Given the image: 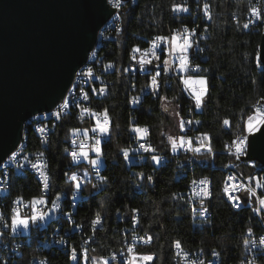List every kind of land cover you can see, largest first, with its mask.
Returning a JSON list of instances; mask_svg holds the SVG:
<instances>
[{
    "label": "trees",
    "instance_id": "trees-1",
    "mask_svg": "<svg viewBox=\"0 0 264 264\" xmlns=\"http://www.w3.org/2000/svg\"><path fill=\"white\" fill-rule=\"evenodd\" d=\"M256 1V0H254ZM251 0H131L121 11V30L113 32L102 41L97 56H104L112 65L106 73V92L93 103L94 108L109 116V133L102 143L105 167L104 184H98L93 196L78 205L72 212L75 222L82 225V233H71L69 240L75 247L89 233L93 234L92 253L105 256L110 249L121 246L128 233L123 229L130 225L133 209L137 212V231L151 236V242L138 251L153 256L151 264H174L172 245L181 242L189 250H201L208 254L216 251L222 264L235 262L241 257L245 231L253 226L257 241L264 233L260 221L248 210H232L221 195L222 174L213 168L194 169L196 174L213 177L216 194L209 200L211 221L201 229H192L189 211L178 193L185 189L193 171H188L181 180H176V159L168 137L178 138L182 129L178 116L164 101L180 105L179 116L187 112L186 100L177 85H163L160 95L151 92L142 94L138 106H132L133 96L141 94L148 85L149 75L130 74L134 48L146 47L153 36L166 37L170 32L184 27L193 28L203 38L199 39L201 51L192 52L190 63L201 68L199 73L208 82V91L202 109L196 116L200 119L198 131L208 135L214 150L237 132H245V123L251 115V104L264 97V63L259 60V46L263 25L254 24L245 28ZM207 5L208 17L203 12ZM174 6H185L179 12ZM164 57L163 52L160 60ZM127 69V71H125ZM165 77L164 79H166ZM76 109H69L50 138V197L62 189L71 190L67 174L73 167L65 155L69 131L77 126ZM229 125H224V120ZM146 126V140L155 150L166 156L164 164L155 166L148 158L142 164H126L122 150L133 143L131 126ZM34 122L26 128L24 145L28 154L34 148ZM174 157V156H173ZM217 162L223 158L216 155ZM11 179V194L31 198L39 194L37 182L25 177V170L18 171ZM140 187L135 186L138 175ZM146 176L153 180L147 183ZM87 188V186L85 187ZM83 191L84 188H82ZM57 216H69V201L56 200ZM120 213V219L116 213ZM102 219L101 228H90L92 218ZM56 218L45 224L30 227L26 232H12V240L21 241L22 254L14 264H32L31 258H46L48 264H76L72 254L39 250L32 242L50 233ZM46 221V222H45ZM57 225H68V218H57Z\"/></svg>",
    "mask_w": 264,
    "mask_h": 264
},
{
    "label": "built area",
    "instance_id": "built-area-1",
    "mask_svg": "<svg viewBox=\"0 0 264 264\" xmlns=\"http://www.w3.org/2000/svg\"><path fill=\"white\" fill-rule=\"evenodd\" d=\"M106 3L109 8L116 7V9L97 30L96 41L105 42L110 34L121 30V11L126 3H131V0H106ZM252 6H255L257 9H264V0L263 2L251 0L250 8ZM203 12L205 14V6ZM207 17L208 12L205 14V18ZM245 24H249L248 28L254 24H261L264 26V20H258L249 11ZM172 35H176L180 40L183 39L184 35H189V39L193 41V47L189 49L190 66L185 73H179L176 68L172 67L179 62V59L177 58H179L180 55H170L169 48ZM203 36V34H199L195 29L188 27L170 32L166 36L169 38L167 42L158 40L157 37L162 36L155 35L146 47L133 49L131 58L133 64L129 68L130 71H128L132 75H136L137 73L141 75L147 73L149 75L146 89L142 90L140 95L131 98L130 103L132 106H138L142 94H147L148 92L153 94L151 79L152 75H154L158 69L160 71V75L157 77L158 95H160V90L163 85L169 87L174 84L177 85L179 93L186 100L187 112L185 115L181 116V120L185 122L186 127L182 129V132L186 133V139L190 138L192 140L193 150H188L186 147L178 148V150L172 152L173 155L171 158L176 159V180L183 179L188 171H193L192 174H190L185 189L178 193V197L185 202L188 207L192 229H201L210 223L211 210L209 200H211L216 194L214 180L211 175L194 173L195 168L200 169L201 163L216 162L217 171H219V167H228V169H230V175L237 178L233 181L234 183L251 185L256 189L257 197H264V189L257 188L255 180L250 179H259L261 176H264V166L261 163L254 161V158L245 157L248 150V139L245 140V151L241 155H238L232 146L234 140L242 137L248 138L249 132H247L246 129L245 132H237L224 142L221 149L214 150L210 145L208 135L204 132L198 131L200 119L196 116V113L201 111L203 100L201 102V107L197 108L195 99L191 95L189 89L183 84L180 77L191 74L200 75L201 68L196 67L198 65L191 64L190 57L192 52L197 54L201 51L199 39L203 38ZM95 44L93 47H95ZM197 45L199 50H197ZM93 47L87 52L85 62L75 70L72 81L64 96L61 97L52 108L34 113L25 120H34V131L32 134L34 137V148H32V153L26 156H17V148H19L18 142L16 147L0 161V169H2V176L0 178V264H14L16 258L20 257L22 254V246L24 243L12 240V232H26V228L18 227L14 229L12 227L13 215H20V217L29 218L28 226L36 227V225H38L39 222H42V220L36 222L31 221L30 217L33 214L32 201L41 198H43L44 203L35 206L38 212L48 213V211H54L53 201L56 202V200H63L69 201V216H57V218H68V225H57L56 218V225L51 226L50 233L42 235V238L40 239H33L32 235V242L37 249L53 252L54 248H61V252L66 254H72L73 248L77 249L78 252L81 249H87L86 255L97 258V264L98 258L100 257L108 258L111 260V264H122V261L129 259L127 252L129 246H131L137 264H151V261L140 260L141 256L149 255L138 251L139 247L149 244L144 243L142 238L151 236L137 231L138 223L136 211L132 213L130 225L123 229V232L128 233V235L123 240L121 246L117 249H110L105 256H98L92 253V233L85 235L83 239L78 242L77 247H75L72 242L70 243V241H68L71 233L79 234L83 231L82 225L75 222L71 212L82 202L93 196V190H96L98 184H104L107 180L102 174L105 167L102 143L106 138V133H100L99 130L96 129L95 135H93V129L96 128V119L103 120L105 112L94 108L93 103L96 98H100L105 94L107 82L105 76L108 71L112 70V65L105 61L102 54L101 56H93ZM135 49H138L139 51H134ZM161 49L163 50L164 57L160 60ZM141 57L152 61L150 64L144 66L148 71H144L138 63ZM156 57L159 58L157 59ZM165 60L169 61L168 67L170 70L167 72L161 67L164 65ZM165 77L167 78L164 79ZM100 89H103L104 91L101 92ZM154 95L158 96L157 94ZM85 96H87V99H85ZM134 97L139 99L136 100V102H133ZM69 101H71V103L65 108L66 102ZM250 108V116L255 115L259 117V109L264 108V97H257L251 104ZM69 109H76V116L74 118L77 122V126L69 131L67 145L65 146L64 151L71 164L70 167H73V169L68 171L69 173L67 174V180L69 183L73 184V187L69 191L67 189H62L50 197V138L55 129L61 123L64 114L68 112ZM85 109H87V111H85ZM189 121H191V124L187 123ZM23 127H25V122ZM134 127L147 128L146 126L133 125L131 126V131ZM131 136L133 143L131 147L127 148L129 158H126L123 153L122 155L125 158L127 165H130L131 163L142 164L148 158V153L144 152V150L139 147V144L149 143L146 140V136L141 138L133 131ZM96 138L101 139V156L99 158L101 164L93 165L90 161L97 157L96 153L91 150V145L94 144ZM81 143L87 146L88 158L80 157L78 160L73 161L71 152L74 150L79 151ZM201 143L207 144L212 151L209 152L207 148H202L199 152H196L195 148L199 147ZM155 154L161 158L159 164L152 161L155 166L164 164L167 159L166 156L160 153ZM216 155H220L223 160L217 162L215 159ZM145 157L147 158L145 159ZM33 165H35V167H33ZM17 168H25V175H23V178L27 176L32 177L37 182L39 194L31 198L24 197L20 194H11V179H14V170ZM41 173H43V176H41ZM97 173H99V175H97ZM72 175L77 176L81 188L78 189L75 187V182L70 179ZM45 177L47 178L48 187H45ZM101 177H103V181L101 180ZM143 177L142 174L138 175V180L134 183L136 187H140V180ZM147 177L148 176L145 177V180L147 183H150L147 180ZM205 179L208 181L207 185L201 184V181ZM86 186L87 188H85ZM205 187L207 188L209 195H197V193H201V189ZM82 188H84L85 191H83ZM231 195L239 197L240 206L238 208L235 207V211L248 210L251 212L256 218V221L263 223L264 231V213H255L253 211L258 207L256 198L250 196L246 191L233 192ZM201 201H203V204H201ZM116 216L120 219L119 212L116 213ZM96 219L97 217L90 220V228H101L102 219L99 218V224H93V221ZM43 220H45V216ZM76 225H79V227H76ZM244 238L241 257L237 261L230 262L229 264H248L249 259L255 260L256 264H264V246H261L260 243L257 242L256 237H254L253 226H250L245 231ZM61 241L63 242L61 243ZM176 242L177 241H174L172 245L174 264H185V257L190 261H195L196 264H199V262H203V264H222L216 251L206 254L201 250H189L180 242L181 251V249H177L175 246ZM113 256L116 258L112 259ZM41 261H43L44 264H48L45 257H33L30 262L32 264H41ZM79 264H92V261L82 259L79 261Z\"/></svg>",
    "mask_w": 264,
    "mask_h": 264
},
{
    "label": "water",
    "instance_id": "water-1",
    "mask_svg": "<svg viewBox=\"0 0 264 264\" xmlns=\"http://www.w3.org/2000/svg\"><path fill=\"white\" fill-rule=\"evenodd\" d=\"M115 9L106 0H0V161L20 141L25 120L64 96ZM260 130L248 135L245 157L264 166Z\"/></svg>",
    "mask_w": 264,
    "mask_h": 264
},
{
    "label": "snow or ice",
    "instance_id": "snow-or-ice-1",
    "mask_svg": "<svg viewBox=\"0 0 264 264\" xmlns=\"http://www.w3.org/2000/svg\"><path fill=\"white\" fill-rule=\"evenodd\" d=\"M176 8V10H183V11H187V9H182L180 6H174ZM249 11L251 12V14L253 16H255L258 20H264V9H257L255 6H252ZM205 14H207V5H205ZM245 28L249 27V24H245L244 25ZM158 40H163V41H168L169 38L168 37H157ZM155 47V46H154ZM193 47V41H191L189 39V35H184L183 39L180 40L177 38L176 35H172L171 40H170V48H169V52L170 55L171 54H175L177 52L180 53L179 55V62L177 65H173L172 67L174 68H179V70L181 72H185L186 69L189 68V49H191ZM197 50L198 49V45H197ZM134 51H139L138 49H135ZM162 49H161V53H162ZM157 59L159 57H156ZM135 59V57H134ZM152 61L144 59L143 57L140 58L139 60V64L141 66V68L144 71H148V69H146L144 66L147 64H150ZM169 61L165 60L164 61V65H162L161 67H163V70L165 72L169 71V67H168ZM199 67V66H196ZM125 71H127V69H125ZM160 75V71L159 69L156 71V73L154 75H152V79H151V88L153 90V94H157L158 95V86H157V77ZM180 79L182 80L183 84L186 86V88L189 89L191 95L193 96V98L195 99V103H196V107L200 108L201 107V102L206 94V92L208 91V87H207V82L204 78V76L202 75H198V74H191V75H185V76H181ZM147 87V85H146ZM101 92H103V89H100ZM85 99H87V96H85ZM139 98H133V102H136V100H138ZM71 103V101L66 102L65 104V108H67L68 104ZM85 111H87V109H85ZM95 115V114H94ZM188 124H191V121L187 122ZM199 123V122H197ZM229 120L225 119L224 120V125H229ZM260 125H264V108H260L259 109V118L255 119V122H253V117H249L248 122L246 123V128L247 131L249 133L251 132H256L259 128ZM186 127V124L183 120H181L180 122V128L184 129ZM96 129L99 130L100 133H109V119L107 116V113L105 112L104 114V118L103 120L100 119H96V128L93 129V135H95ZM132 131L136 134H138L141 138L145 137L147 135L148 129L147 128H140V127H134L132 129ZM87 134V133H85ZM259 135L264 137V130H260L259 131ZM206 138V136H205ZM248 139L249 143L251 142V138H238L237 140H234L232 142V146L235 149V152L238 155H241L244 153L245 151V140ZM168 140L170 142L171 148L173 151L178 150V148L181 147H186L188 150H193L192 148V140L190 138L186 139V133H183L178 137V138H174L169 136ZM101 139L100 138H96L95 142L93 145H91V150L93 152L96 153V159H92L90 161L91 164L96 165L99 162V158L101 156ZM139 147L141 149L144 150V152L146 153H150L151 154V160L157 164H159L161 162V158L159 156H157L155 154V150L152 148V146L150 144L147 143H140ZM202 148H207V150L209 152L212 151V149L205 143H201L199 145V147L195 148L196 152H199ZM123 155L126 158L128 157V149H123L122 150ZM71 157L73 159V161L78 160L80 157H84V158H88V150H87V146L83 143L80 144L79 146V151H72L71 152ZM147 157H145L146 159ZM33 167H35V165H33ZM97 175H99V173H97ZM41 176H43V173H41ZM46 183H45V187H48L47 184V178H44ZM71 181L75 182V187L76 188H81V184L79 183L77 176L76 175H72L71 176ZM237 179L236 177L229 175L226 178L225 184H224V188H223V192L228 195L229 200L234 201V206L235 207H239V197L237 196H233L231 195V193L233 192H238V191H246L250 196L255 197L258 203V207L255 208L253 211L255 213H264V197H257L256 195V189L253 188L251 185H245V184H237L234 183L233 181ZM250 179H254L255 180V184L257 188H261L264 189V176H261L259 179L256 178H250ZM101 180L103 181V177H101ZM147 180L149 182H151L153 180L152 176H148ZM208 181L207 179L201 181V184L207 185ZM202 194L203 196H208L209 192L207 190V188H202L201 189V193H197V195ZM44 200L43 198L39 199V200H33L32 204H33V214L31 215L30 219L33 222L39 221V220H43L44 216L47 215V213H40L36 210L35 206L38 204H43ZM53 204H55V201H53ZM201 204H203V201H201ZM136 210L133 209V212H135ZM100 223V219L99 216L97 217L96 220L93 221V224H99ZM29 224V218H20L18 215H13L12 217V227L18 228L19 226H24L27 227ZM76 227H79V225H76ZM144 240V243H150L151 242V237H147V238H142ZM63 241H61L62 243ZM252 243V242H249ZM261 246H264V240H260L259 241ZM175 246L177 247V249H181V244L179 241L176 242ZM182 251V249H181ZM87 253V249H81L79 250V252L77 251V249L73 248L72 249V259L77 261V264H79L80 260H89L92 261V264H97V258L94 257H90L86 255ZM215 255V253H214ZM127 256L129 257V259L122 261V264H137V260L135 255H133V249L131 246H129L128 248V252H127ZM116 257L113 256L112 259H115ZM141 261H152L153 257L151 255H143L140 257ZM41 264H44L43 261H41ZM98 264H111V260H109L106 257H100L98 258ZM185 264H196L195 261H190L187 257H185ZM199 264H203V262H199Z\"/></svg>",
    "mask_w": 264,
    "mask_h": 264
},
{
    "label": "bare ground",
    "instance_id": "bare-ground-1",
    "mask_svg": "<svg viewBox=\"0 0 264 264\" xmlns=\"http://www.w3.org/2000/svg\"><path fill=\"white\" fill-rule=\"evenodd\" d=\"M256 2H263V0H256ZM263 33H264V26H263ZM101 42L102 41H96L95 47H93V56H97V51L99 49V45H100ZM33 122H34V120L25 121V127L22 128V135H21V139L19 141V148H17V156L29 155L24 149L25 148L24 142H25V139H26V137L24 136V133L26 131V128H28L29 125H31ZM33 130H34V126H33ZM254 161H257V163H260L256 159H254ZM213 167H214L213 162H204V163H201V165H200V168H202V169L213 168ZM21 169H22V171L25 170V168H17L16 170H14V175H17V173H19L18 171H20ZM219 171L222 174L221 187H220L221 195H222L223 199L225 200V202L228 204V206L232 210H235L234 201L229 200L228 195H226L223 192V188H224V184H225L226 178L230 175V169H228V167H219ZM1 176H2V169H0V178H1ZM55 206H56V204H54V207ZM261 224L263 226L262 222H261ZM261 238H264V233L262 234V236H260V238L258 239L257 242H259L261 240Z\"/></svg>",
    "mask_w": 264,
    "mask_h": 264
},
{
    "label": "rangeland",
    "instance_id": "rangeland-1",
    "mask_svg": "<svg viewBox=\"0 0 264 264\" xmlns=\"http://www.w3.org/2000/svg\"><path fill=\"white\" fill-rule=\"evenodd\" d=\"M180 7H181L182 9H187L185 6H180ZM178 11H179V12H185V11H183V10H178ZM179 54H180L179 52L175 53V55H179ZM177 59H178V58H177ZM177 64H178V63H177ZM177 64H176V65H177ZM176 70H177L179 73H185V72L187 71V69H186L185 72H181V71L179 70V68H176ZM204 78H205V80H206V82H207V79H206L205 76H204ZM207 87H208V82H207ZM206 94H207V92H206ZM206 94H205V96H206ZM205 96H204V98H205ZM164 102L166 103V105H168V107L170 108V110L178 116V122H180V121H181V117L179 116L180 105H178V104H173V103H170V102H167V101H164ZM249 117H253V122H255V119H256V118H259L258 116H255V115H252V116H249ZM249 117L247 118L246 123L248 122ZM246 123H245V129H246V131H247ZM247 132H248V131H247ZM137 135H138V134H137ZM138 136H139V135H138ZM98 164H101V161H99ZM18 216L20 217V215H18ZM55 217H57V214H56L55 212H48L47 215H45V219H46L47 221H49L50 218H55ZM20 218H23V217H20ZM45 222H46V221H45ZM39 224H40L39 226L42 227V225H44L45 223L42 221V222H40ZM19 227H21V228H26V231H29V229H30L29 226H27V227L19 226Z\"/></svg>",
    "mask_w": 264,
    "mask_h": 264
},
{
    "label": "clouds",
    "instance_id": "clouds-1",
    "mask_svg": "<svg viewBox=\"0 0 264 264\" xmlns=\"http://www.w3.org/2000/svg\"><path fill=\"white\" fill-rule=\"evenodd\" d=\"M261 240H264V238H261ZM248 264H256L255 260L249 259Z\"/></svg>",
    "mask_w": 264,
    "mask_h": 264
}]
</instances>
